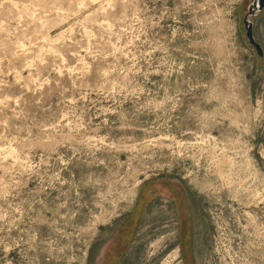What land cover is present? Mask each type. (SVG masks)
Instances as JSON below:
<instances>
[{
  "label": "rangeland",
  "instance_id": "1",
  "mask_svg": "<svg viewBox=\"0 0 264 264\" xmlns=\"http://www.w3.org/2000/svg\"><path fill=\"white\" fill-rule=\"evenodd\" d=\"M252 2L0 0V264H264Z\"/></svg>",
  "mask_w": 264,
  "mask_h": 264
},
{
  "label": "water",
  "instance_id": "2",
  "mask_svg": "<svg viewBox=\"0 0 264 264\" xmlns=\"http://www.w3.org/2000/svg\"><path fill=\"white\" fill-rule=\"evenodd\" d=\"M264 9V0H253L249 6L248 12L245 14L243 19L244 28L246 30V37L250 45H252L257 53L261 56L263 54V49L259 43L255 41L253 35V24L250 20L251 16L257 15L261 10Z\"/></svg>",
  "mask_w": 264,
  "mask_h": 264
},
{
  "label": "flooded vegetation",
  "instance_id": "3",
  "mask_svg": "<svg viewBox=\"0 0 264 264\" xmlns=\"http://www.w3.org/2000/svg\"><path fill=\"white\" fill-rule=\"evenodd\" d=\"M186 214V213H185ZM183 221V220H182ZM180 230H181V246L184 250V253L187 252L189 249V239H190V232H189V216L186 217V220L180 222ZM190 263V260L187 264Z\"/></svg>",
  "mask_w": 264,
  "mask_h": 264
},
{
  "label": "bare ground",
  "instance_id": "4",
  "mask_svg": "<svg viewBox=\"0 0 264 264\" xmlns=\"http://www.w3.org/2000/svg\"><path fill=\"white\" fill-rule=\"evenodd\" d=\"M93 1H97L98 3L99 2H104V0H93ZM81 3V2H80ZM107 3H108V1H107ZM14 4H16L15 2H14ZM103 4V3H102ZM105 4H106V2H105ZM20 6V5H19ZM29 6V5H28ZM103 6H104V4H103ZM100 7V6H99ZM108 24V23H107ZM49 38V37H48ZM19 43V42H18ZM227 161V160H226ZM219 162L221 163V162H225V160H219ZM218 166V165H217ZM226 168V167H225ZM217 172L219 173L220 172V175L222 174V171H221V167H219L218 168V170H217ZM256 232V231H255ZM157 244V243H156ZM156 247V246H155Z\"/></svg>",
  "mask_w": 264,
  "mask_h": 264
}]
</instances>
